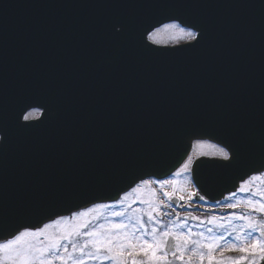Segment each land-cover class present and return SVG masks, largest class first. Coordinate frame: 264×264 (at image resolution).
<instances>
[{
    "label": "water",
    "instance_id": "water-1",
    "mask_svg": "<svg viewBox=\"0 0 264 264\" xmlns=\"http://www.w3.org/2000/svg\"><path fill=\"white\" fill-rule=\"evenodd\" d=\"M259 3L0 0V115L5 91L14 128L0 160V241L113 202L141 179L168 177L195 140L231 152L227 161L192 164L193 183L209 201L264 171ZM168 18L203 29L200 43L147 41ZM119 23L125 31L116 35ZM25 102L46 111L24 122Z\"/></svg>",
    "mask_w": 264,
    "mask_h": 264
},
{
    "label": "snow or ice",
    "instance_id": "snow-or-ice-1",
    "mask_svg": "<svg viewBox=\"0 0 264 264\" xmlns=\"http://www.w3.org/2000/svg\"><path fill=\"white\" fill-rule=\"evenodd\" d=\"M259 7L264 11V0H260ZM194 27L186 26L180 18H168V22H160L147 31L146 40L156 45L184 40L195 42L191 45L194 47L203 35V29L195 31ZM124 31V23L114 26V34ZM7 104L4 91L0 160H4L5 142L14 131L8 120ZM22 107L28 109L20 116L24 122L39 120L46 111L43 104L33 107L25 102ZM30 126L17 122L15 128ZM196 147L211 149L199 151L198 155L226 161L231 158L229 150L206 141H198ZM192 164L193 158L189 156L168 179L139 180L114 201L119 210L109 203H94L40 227L15 230L0 241V264H261L264 261V171L241 180L235 191L223 197V203L215 202L214 207L221 212L232 210L226 215L188 212L181 217L176 212L177 205L191 209L194 199H206L198 191L189 190L191 186L185 177ZM198 207L207 213L213 206ZM189 221L196 223L190 226ZM234 252L239 255H231Z\"/></svg>",
    "mask_w": 264,
    "mask_h": 264
},
{
    "label": "rangeland",
    "instance_id": "rangeland-1",
    "mask_svg": "<svg viewBox=\"0 0 264 264\" xmlns=\"http://www.w3.org/2000/svg\"><path fill=\"white\" fill-rule=\"evenodd\" d=\"M179 42H185L184 40H180ZM179 42H176V43H168V44H159V45H173V44H177V43H179ZM197 144V143H196ZM196 144H195V146H194V149H193V151H192V155H198V152L199 151H211V149H208V148H205V149H198L197 147H196ZM205 156V155H204ZM186 179H187V181H188V184L190 185V182H189V176H188V174L186 175V177H185ZM153 186H155V185H153ZM191 186V185H190ZM191 188V187H190ZM132 199H134L135 197L133 196V197H131ZM230 202V201H229ZM112 207H113V209H115V210H119V205H117V204H115V203H113L112 204ZM200 208H203V207H200ZM203 210V214L202 215H205L204 213H205V211H204V208L202 209ZM230 211H232L231 209H227V210H225L224 212H221L220 211V209L218 208V207H211L210 208V211L209 212H207V214H211L212 212H215L216 214H218V215H226L227 214V212H230ZM176 212H179V210H176ZM173 215H175V212L173 213ZM167 220V218H165V221ZM195 223L194 222H191V221H189V225L190 226H193ZM231 255H233V256H236V255H239V253H231Z\"/></svg>",
    "mask_w": 264,
    "mask_h": 264
},
{
    "label": "bare ground",
    "instance_id": "bare-ground-1",
    "mask_svg": "<svg viewBox=\"0 0 264 264\" xmlns=\"http://www.w3.org/2000/svg\"><path fill=\"white\" fill-rule=\"evenodd\" d=\"M191 190H194V188H192Z\"/></svg>",
    "mask_w": 264,
    "mask_h": 264
},
{
    "label": "flooded vegetation",
    "instance_id": "flooded-vegetation-1",
    "mask_svg": "<svg viewBox=\"0 0 264 264\" xmlns=\"http://www.w3.org/2000/svg\"><path fill=\"white\" fill-rule=\"evenodd\" d=\"M183 209V208H182ZM183 211V210H182Z\"/></svg>",
    "mask_w": 264,
    "mask_h": 264
}]
</instances>
